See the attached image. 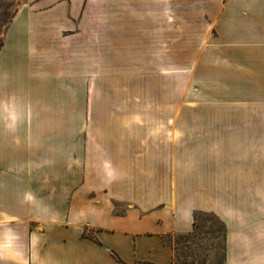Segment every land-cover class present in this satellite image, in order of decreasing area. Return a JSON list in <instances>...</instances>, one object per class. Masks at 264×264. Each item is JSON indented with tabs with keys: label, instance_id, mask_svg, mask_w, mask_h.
Returning <instances> with one entry per match:
<instances>
[{
	"label": "crops",
	"instance_id": "1",
	"mask_svg": "<svg viewBox=\"0 0 264 264\" xmlns=\"http://www.w3.org/2000/svg\"><path fill=\"white\" fill-rule=\"evenodd\" d=\"M198 212L224 264H264V0L22 5L0 45V264H173Z\"/></svg>",
	"mask_w": 264,
	"mask_h": 264
},
{
	"label": "rangeland",
	"instance_id": "2",
	"mask_svg": "<svg viewBox=\"0 0 264 264\" xmlns=\"http://www.w3.org/2000/svg\"><path fill=\"white\" fill-rule=\"evenodd\" d=\"M37 1L42 2L44 6H50L58 1L72 2L75 0H0V45L4 29L18 9L22 5L33 4ZM181 48H184V42L178 40L177 97L184 96L185 91V57L180 55L183 52L179 50ZM165 93L167 95V90ZM196 225L194 235L189 238L176 235L167 239V242L174 247L175 260L173 264H223L221 224L214 215L200 213L197 216Z\"/></svg>",
	"mask_w": 264,
	"mask_h": 264
},
{
	"label": "trees",
	"instance_id": "3",
	"mask_svg": "<svg viewBox=\"0 0 264 264\" xmlns=\"http://www.w3.org/2000/svg\"><path fill=\"white\" fill-rule=\"evenodd\" d=\"M200 214V212H198V213H195L194 214V229H193V231L191 232V233H188V234H182V235H180V236H183V237H185V238H189V237H191L192 235H194V233H195V228H196V219H197V216ZM213 215V214H212ZM217 219V218H216ZM218 220V219H217ZM218 222L221 224V227H222V241H223V246H222V248H223V264H224V228H223V225H222V223L218 220ZM137 264H153V263H150V262H147V261H143V262H138Z\"/></svg>",
	"mask_w": 264,
	"mask_h": 264
}]
</instances>
